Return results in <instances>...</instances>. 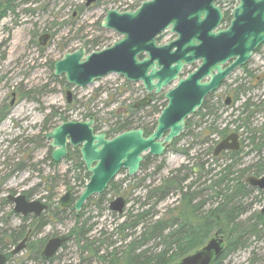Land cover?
I'll return each instance as SVG.
<instances>
[{"label":"rangeland","instance_id":"obj_1","mask_svg":"<svg viewBox=\"0 0 264 264\" xmlns=\"http://www.w3.org/2000/svg\"><path fill=\"white\" fill-rule=\"evenodd\" d=\"M86 1L15 0V11L0 20V78L2 79L0 82V106L11 105V94L14 91L17 92V98L15 104L11 106L10 115L0 123V231L6 229L9 232L10 230L15 231L23 225L28 230L30 223V221L24 222L18 216L19 214L11 215L13 205L2 203L3 198L7 195L24 193L35 188L32 199L50 197L51 209L56 210L55 207L57 204L59 205L60 198L70 189L68 185H75L74 172H68L69 162L65 160L57 166L53 165L47 157V145L49 143L43 142V146L38 145L40 137L44 135L43 126L48 111L52 110L54 106L66 109L67 99L65 95L61 94L63 86L60 81L52 79L50 68V62H55L64 56L59 47H62L63 42H68L65 52H73L85 46L88 39L99 40L96 48L110 46L122 36L114 30L100 26L107 11L117 9L124 12L142 0H97L89 7L86 6ZM47 32H51L53 35L42 53L38 50L35 41H38V38ZM173 37L175 34L169 31L163 34V40L168 41ZM192 68L194 66L187 67L185 74ZM248 69L255 75L264 76V45L253 56L250 64H248ZM255 80V78L247 75L243 68H240L225 80L223 86L210 99L212 102L222 99L218 106V119H216V123L220 127L228 125L230 129L236 127L232 121L238 119L241 112L239 109L245 98L252 97L255 102L264 99V81L261 83V81ZM241 82L245 83L246 87H251L246 94L247 96L243 94L234 104L226 105L227 95L234 97L233 89ZM48 83L51 84L49 89L52 91L47 92L41 98L40 96L37 97L39 102L30 101L26 96L20 97L19 88L22 87L23 91L27 92L29 89L39 88ZM67 90H71L75 96V100L72 102L73 107L66 110L68 120H84L88 114L95 113L96 118H98L97 125L102 132L108 130L110 124L115 122L116 118L112 116L113 111L119 109L126 111L132 103L142 100L146 95L142 82L126 84L125 78L118 74H110L93 85L71 87ZM164 93L165 91L158 96ZM165 100V98H159L157 101L159 109L164 107ZM192 116L190 135L181 138L176 146H170V149L162 157L152 158L145 169H141L128 180L126 179L127 172H121L116 177V182L124 181V189L129 183L135 184L138 180L144 179V182L130 193L129 199H127L128 204L125 212L120 215L121 217L110 209V202L118 195L107 194L102 205L96 202L99 195L86 203L88 206L84 211L85 217H91V223L94 224L93 230L90 232L91 239L102 237L101 234L105 232L106 238L111 236L108 239L114 247L119 248L122 245V242L118 240V235L113 231L117 223L123 221L130 210L136 212L139 208L141 209L144 202H147V187L158 184L169 177L173 171L188 164L189 160L177 149H188L191 157L202 156L210 161L207 166L211 164L210 168L216 169L215 172L219 171L225 163L230 162L225 157L215 162L208 155L205 156L209 147L215 148L217 145L218 136H212L210 141L206 143L205 141H198L199 139L196 137L197 135L204 137L201 131L215 116L208 118L207 123L201 121L200 116ZM137 117L141 119L139 124L144 122L143 124L153 125L158 116L148 115V110L144 108L139 110ZM251 122L252 128H261L264 124V109L257 111L251 118ZM56 123H59V120ZM55 125L54 123L50 124L49 129ZM47 132L50 131L45 133ZM240 132L244 144L242 143L238 169L254 165L260 158L264 161V149L261 153L258 150H252L254 144H251L249 138L251 134L244 129H241ZM11 139L15 142H12ZM30 140H34V143ZM18 164L20 169H17ZM159 165H162L161 169H158ZM251 174L249 172L246 178ZM212 175L202 177L196 185L204 188L206 184L208 185ZM46 177L49 178L48 181H46ZM196 178H198L197 174L193 173L192 178L186 183L196 181ZM210 194V191L203 193V198ZM247 199L246 204L249 209L247 215L260 211L264 206V200L258 190L254 191ZM178 203L179 195L177 193L171 194L156 205L157 215L155 218L166 216L168 209ZM152 204L153 202L146 208ZM70 212L67 213L69 218H64L62 221L55 219L31 240H44L55 234L69 233L75 222ZM48 215L49 213L45 216ZM112 245L109 246L106 243L105 247L101 249V254L111 251ZM107 246L109 249L106 248ZM160 251L161 247L152 250L156 253ZM57 257L54 261L46 264H77L79 250L70 241L66 248L58 253ZM252 258L256 260L253 264H264V237L255 240L245 250L226 258L224 264H250ZM7 264L37 263L31 261L28 250H23L21 253L13 255ZM93 264H97V262L95 261Z\"/></svg>","mask_w":264,"mask_h":264},{"label":"water","instance_id":"obj_2","mask_svg":"<svg viewBox=\"0 0 264 264\" xmlns=\"http://www.w3.org/2000/svg\"><path fill=\"white\" fill-rule=\"evenodd\" d=\"M95 1L87 0V5ZM221 1L224 0H146L134 11L110 9L102 27L120 34L119 41L92 53L81 47L55 63V75H65L67 82L77 87L93 85L110 74L142 82L147 95L138 105L151 102L150 94L173 87L165 93L168 104L155 131L148 136L144 129H131L109 138L107 133L95 132L94 118L64 122L47 134L54 148V161L69 155L68 145L79 147L91 174L75 203L77 213L91 197L104 193L120 171L127 170L130 177L138 173L146 153L163 155L206 97L217 91L230 74L246 65L264 44V0H239L227 28H221L225 18L218 4ZM165 31L176 37L160 45L157 39ZM49 36L44 35L45 41ZM196 62L199 66L182 77L183 70ZM68 95L71 101L72 92ZM239 148V134L232 133L216 146L214 154ZM247 181L264 190V176H250ZM10 198L15 202V212L24 216L38 215L47 209L40 200L29 201L23 194ZM72 198L73 192L68 190L60 199L62 206H69ZM126 206L124 196L116 197L110 205L117 213H123ZM66 239V236L50 239L43 257L52 258ZM25 246L26 239L12 254L21 252ZM225 246L223 236L216 234L176 264H215ZM6 262L7 256L0 252V264Z\"/></svg>","mask_w":264,"mask_h":264},{"label":"trees","instance_id":"obj_3","mask_svg":"<svg viewBox=\"0 0 264 264\" xmlns=\"http://www.w3.org/2000/svg\"><path fill=\"white\" fill-rule=\"evenodd\" d=\"M14 3L15 0L0 1V20L15 11ZM221 4L223 5V3ZM230 20L231 15L229 10H227L225 22L229 23ZM162 39L163 35L159 37V41ZM98 43V39H88L85 47L88 52H91L96 49ZM261 48L262 46L257 49L256 52L260 51ZM192 66L195 68V65ZM53 67L54 64H52L51 69H53ZM243 69L250 77L255 79L260 78L259 81H261V83L264 81V76L255 75L254 72L248 69V65ZM190 71L191 70L187 72L189 73ZM126 84L131 83L126 81ZM44 88L45 86L34 88L27 92L23 91L21 88V94L22 96H37ZM250 89L251 87H246L245 83L238 84V86L233 89V104L240 99L241 95H246ZM215 94L216 93L210 94L205 99L203 106L192 116H200V120L206 123L208 118L215 116V118L201 131L204 137L200 135L196 136L199 139L198 141H205V143L209 142L212 136H218L220 140L225 138L232 130L240 131L244 129L251 134L249 138L251 139V144H254V149L252 150H258L261 153L262 149H264V124L261 128H252L251 118L257 111H262L264 109V99L255 102L252 97L245 98V101L239 109L241 112L238 119L232 121L236 127L230 129L229 125L220 127L216 123V119H218V106L221 104L222 99L217 102H212L210 99ZM153 98L154 103L146 107H140L137 106L136 103H132L126 111L121 109L113 111L112 116L116 118V120L112 122L109 129L104 132L107 133L108 137H114L130 129L143 128L147 135L151 134L157 122L153 125L143 124L144 122L139 124L141 119L137 117V113L140 109L144 108L148 110V115L161 112V108L159 109L157 101L159 98H164V95H154ZM166 105L167 101L164 103V106ZM70 108H72V105H68L67 109ZM92 116L96 119L94 126L95 131L102 132L97 125L98 118H96L95 113L88 114L86 119ZM65 120H68L67 116L64 121ZM191 124L190 117L185 132L171 147L176 146L179 140L184 136L191 134ZM30 141L34 143V140ZM242 142L244 144V139ZM191 146L193 147V145ZM177 150L186 156L189 160L188 164L182 165L158 184L147 187V202H144L141 209L139 208L136 212L130 210L126 214L124 220L117 223L113 231L118 235V240L122 242L119 248L112 245V242L108 239V237L111 236L106 238L105 232L101 234L104 238H90V232L93 230L94 224L91 223V217H85L84 211L88 204L83 207L79 215L75 214L73 207L62 211L58 204L55 207L56 210L51 209L49 211V220L59 219L62 221L64 218H69L67 213L71 210L70 213H72L75 222L68 233V243L70 241L73 242L79 250L77 264H93L95 261L97 264H174L178 260L204 246L206 242L216 234L224 237L226 246L224 253L215 264H224L226 258L239 251L245 250L248 246H251L255 240H260L261 237H264V213L256 211L247 215L249 209L246 204L247 198L256 190L259 191V194L264 200V191L248 184L246 178L249 172L252 173L251 175L255 176L263 175L264 161L260 158L256 164L244 169H238L241 150L226 151L219 156H214V148L209 147L205 156L208 155L210 159L215 162H218L224 157L226 160L230 161L225 163L219 171L215 172L216 169L213 167L210 168L211 164L207 166L210 161L204 159L202 156L191 157L188 149ZM150 158V155L145 156V160L141 164V169H145L150 164ZM66 161L69 162L70 165L68 172H74L75 184H69L68 187L74 192L75 199H78L80 195L79 192H81L80 190L85 187L87 180L90 178V173L83 163L81 153L78 149L70 150ZM51 162L55 166L58 165L53 160ZM161 168L162 165H159L158 169ZM17 169H20L19 164ZM213 172H215V174H213ZM193 173L197 174V180L187 184L186 182L192 178ZM208 175H212L208 185L205 183L206 185L204 188H200V186L196 185L198 180ZM129 178L130 177L127 175L126 179L128 180ZM48 180L49 178L46 177V181ZM143 182L144 179L138 180L135 184L129 183L124 189V181L118 183L114 179L107 190L99 195L96 202L102 205L103 199H105L107 194L115 196L123 194L129 199L130 193ZM208 191H210L211 194L203 198V193ZM31 193L32 191H28L27 195L30 197ZM173 193L179 195V203L168 209L166 216L155 218L157 215L155 211L156 205ZM48 200L50 201V199ZM151 202H153V204L149 208H146ZM244 216L246 217L244 218ZM23 221H28V217H25ZM26 232L27 229L24 225L18 230H15V245L24 237ZM4 236H7L5 232ZM106 243H108L109 246L112 245L113 248L111 251L101 254V249L105 247ZM109 246L106 248L109 249ZM160 247V252H152V250H157ZM37 250L38 248L34 247L33 251L35 252ZM53 260L54 259L50 262ZM255 261L254 258L251 259L252 264ZM43 264L46 263L43 262Z\"/></svg>","mask_w":264,"mask_h":264},{"label":"flooded vegetation","instance_id":"obj_4","mask_svg":"<svg viewBox=\"0 0 264 264\" xmlns=\"http://www.w3.org/2000/svg\"><path fill=\"white\" fill-rule=\"evenodd\" d=\"M93 4V3H92ZM92 4H90V5H87V1H86V6L87 7H89V6H91ZM45 34H49L50 36H49V38H48V40H46L45 41V39L43 38L44 37V35ZM44 35H42V36H40L39 38H38V41H35V44H36V46H37V48H38V50L40 51V52H44L45 51V49L47 48V45L49 44V41L52 39V33L51 32H47V33H45ZM68 47V42H63V45H62V47H59V49H61L62 50V52H63V55H65L66 54V48ZM255 54H257V53H255ZM58 61V60H57ZM56 62V61H55ZM55 62H50V68H51V66H52V64H55ZM251 62V61H250ZM52 70V79L54 80V81H60V83H61V85L63 86V88H61V94H63V95H65V97H66V99H67V103H66V109L64 110V108H62V107H56V106H54V108H52V110H50V111H48V113H47V115H46V118H45V121H44V126H43V128L45 129V131H44V135L43 136H41L40 137V141H39V144L38 145H41V146H43V142L44 143H46V142H48L49 144L47 145V157L49 158V160H50V162L53 160L54 161V159H53V156H52V153H53V150H54V148L51 146V140L50 139H48L47 138V134L49 133V132H47V133H45L46 131H51L52 129H54L55 127H57L58 125H61L62 123H64V122H66L67 120H65L64 121V119L66 118V110H67V107H68V105H72V102L75 100V96H74V94L71 96V101H69V95H68V91L69 90H67V88H69V86H68V83H67V80H66V77H65V75H62V76H59V77H57V76H55V74H54V67H53V69H51ZM1 78H0V82H1ZM242 81H243V79H241ZM260 80V78H257L255 81H259ZM242 83V82H241ZM50 83H48V84H46V85H42L41 87H43V86H45V88H44V90L40 93H38V95L37 96H34V95H27L26 96V98L28 99V100H30V101H34V102H39L40 100L39 99H37V97H39L40 96V98L42 97V96H44L47 92H51L52 91V89H49V87H50ZM41 87H39V88H41ZM22 88V87H21ZM34 89V88H33ZM24 90V89H23ZM30 90H32V89H29V90H27V91H30ZM21 93V89L19 88V94ZM11 96H12V100H11V105H1L0 106V123L4 120V119H6L9 115H10V109H11V106H13L14 104H15V101H16V98H17V92H12V94H11ZM20 97L22 98V97H25V96H22V94H20ZM227 97H230V99L228 98L227 99ZM227 97H226V103H233V96H231V95H227ZM227 101H229V102H227ZM154 102L152 101L151 103H150V105L151 104H153ZM227 105V104H226ZM73 107V106H72ZM154 115H156V114H154ZM153 115V116H154ZM91 118H94L93 116L92 117H90V118H85L84 120H80V121H88L89 119H91ZM59 120V123H56V121H58ZM155 122H157V121H155ZM56 124L52 129H49V125L50 124ZM145 124H147V123H145ZM154 124V123H153ZM150 125V124H149ZM156 128V127H155ZM186 128H187V126H186ZM155 130V129H154ZM153 130V131H154ZM146 133V132H145ZM240 134V138H239V140L241 141V143H242V136H241V133H239ZM42 138V139H41ZM38 141V140H37ZM36 141V142H37ZM15 142V141H14ZM179 143V142H178ZM177 143V144H178ZM176 144V145H177ZM170 146L171 145H169V146H167V148L165 149V152H164V154L163 155H165L166 154V152L170 149ZM79 150V152H80V148L79 147H77V148H75L74 146H72V145H68V150H69V153H70V150ZM81 153V152H80ZM149 155V154H148ZM162 155V156H163ZM69 156V155H68ZM67 156V157H68ZM162 156H160V157H162ZM51 157V158H50ZM67 157H64L61 161H59V162H56V161H54L55 163H57L58 165L60 164V163H62V161H65L66 159H67ZM150 161H151V159L152 158H157L158 156H155V155H150ZM81 158H82V156H81ZM52 159V160H51ZM145 160V159H144ZM143 160V161H144ZM52 163V162H51ZM84 163V162H83ZM85 164V163H84ZM1 185V184H0ZM1 187V186H0ZM35 190V188H32L30 191H32V193H31V195H30V197L27 195V192L28 191H25L24 193H15V194H12V195H7L6 197H4L3 198V200H2V203L4 204V205H6V204H11V205H13V208H12V210H11V215H13V216H15V215H18L17 213H15V202L10 198V197H14V196H16V195H18V194H23V195H25L26 196V198L27 199H31L32 200V196H33V194H34V191ZM62 198V197H61ZM60 198V199H61ZM48 199H50V197H44V198H40V200L42 201V203H44V204H46L47 205V209H45V210H43L40 214H35V213H31V214H29L28 216H22V215H18V216H20L21 217V219L22 220H24L25 219V217H28V222L30 221V223H29V225H28V230H27V232H26V234L24 235V237L22 238V239H20L18 242H17V244L16 245H18L19 243H21L22 241H24L25 239H26V246H25V250H28L29 252H30V259H31V261H33V262H35V263H37V264H39V262L40 263H49L52 259H56V258H58L57 257V255H58V253L59 252H61L63 249H65L66 248V246H67V244H68V240H69V237H68V233H64V234H55V235H53V236H50V237H48V238H45L44 240H31L33 237H35V236H37V234H39L40 232H42V230L44 229V228H46V226L49 224V223H51V222H54V220H49V218H48V216H45L47 213H49V211L51 210V202L48 200ZM114 200V199H113ZM112 200V201H113ZM111 201V202H112ZM75 202H76V199L75 198H72V200H71V202H70V205L69 206H67V207H64V206H62V204H61V201L59 200V206H60V208H61V210L62 211H64V210H66L67 208H71V207H73L74 208V210H75V214L76 215H79V213L82 211V209H83V207L86 205V203H85V205L82 207V209H81V211H79V213H77V210L75 209ZM111 202H110V205H111ZM110 209H111V207H110ZM112 210V209H111ZM69 211H71V210H69ZM113 211V210H112ZM65 213V212H64ZM4 232L7 234V236H4ZM60 236H66L67 237V239H66V241L62 244V246L58 249V251L55 253V255L52 257V258H50V259H45L44 257H43V251H44V249H45V247H46V245H47V243H48V241L50 240V239H52V238H55V237H60ZM14 237H15V231H13V230H10V232L6 229V230H2V231H0V252H2L3 254H5L6 256H7V262H6V264L8 263V261H10V258L14 255V254H12V251L15 249V242H14ZM34 247H37L38 248V250L37 251H33L34 250ZM6 250H9V251H6ZM53 260V261H54Z\"/></svg>","mask_w":264,"mask_h":264}]
</instances>
